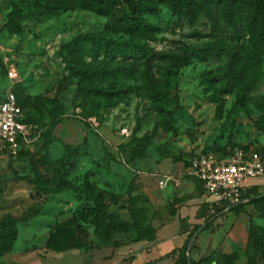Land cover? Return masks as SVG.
<instances>
[{
    "label": "rangeland",
    "instance_id": "1",
    "mask_svg": "<svg viewBox=\"0 0 264 264\" xmlns=\"http://www.w3.org/2000/svg\"><path fill=\"white\" fill-rule=\"evenodd\" d=\"M126 8L127 0H115L112 14L120 16ZM143 17L158 28L149 42L108 32L106 18L88 10L51 6L45 12L30 0H0V96L11 91L57 99L64 110L56 122L44 111L32 112L31 136L35 141L20 151L21 156H8L0 150V220L13 219L17 230L16 240L0 264H12L20 256L59 253L47 244L62 223L65 228H76L73 237L77 247L68 251L79 252L98 244L96 224L110 217L131 224L133 208L144 209L145 223L154 228L164 220L163 208L152 201L160 198L164 189L158 186L159 176L184 171L185 163L198 154L226 158L257 153L264 168V62L256 82L239 91L224 75V60L210 51L214 42L219 46L232 42L222 25L215 26L204 18L190 24L163 7L157 14ZM15 24L19 32L10 33L7 27L15 28ZM151 51H186L190 55V64L173 71L170 78L165 107L172 112V119L164 120L157 114L148 97L143 73L147 66L155 73L157 65L155 60H147ZM102 56L111 62L130 58L137 64L131 78L115 79V88L128 92L94 104L76 99L77 84L92 83L87 78L89 68L80 60ZM74 65L84 75H71L69 68ZM12 73L15 78L10 77ZM228 85L233 93L221 94ZM237 95L241 105L234 108ZM77 107L94 115L90 117L95 120L93 126L83 121L85 115ZM164 122L170 124L169 131L159 128ZM155 126L157 131L151 137ZM143 135L151 137L145 157L129 160L120 147ZM55 171L70 189L57 191L52 180ZM86 181L105 194L101 207L85 199ZM251 186L258 193L264 192V172L262 178L242 184L244 188ZM217 210L215 206L206 228L202 224L194 234H188L187 238L192 235L189 258L193 262L202 259L198 264H222L223 254L235 253V264L252 260L264 264V258L249 251L252 229L264 228V207L249 204L224 213ZM172 212L170 209L169 215ZM135 237L131 230L113 233L111 240L123 242ZM176 250L166 256L172 264Z\"/></svg>",
    "mask_w": 264,
    "mask_h": 264
},
{
    "label": "trees",
    "instance_id": "2",
    "mask_svg": "<svg viewBox=\"0 0 264 264\" xmlns=\"http://www.w3.org/2000/svg\"><path fill=\"white\" fill-rule=\"evenodd\" d=\"M34 5L44 7L45 12H49L51 6L53 9H82L91 11L97 15L106 18L105 29L116 35H124L136 38L140 41L149 42L154 39L158 28L147 22L143 15H155L160 7L165 8L173 17L183 18L188 23L193 24L200 18H204L209 23L219 26L222 25L229 33L232 42L223 43L221 46L215 43L210 51L215 53V57L224 60V75L230 84L241 91L250 88L261 74V68L264 60V0H127L126 11L120 16L112 14L115 7V0H30ZM241 26L243 32L241 31ZM8 31L18 33V25L15 24ZM103 42V40H100ZM148 62L156 61V72L160 76L156 77L147 66L143 73V79L146 81L149 100L152 102L153 110L163 117L164 120L172 119V112L165 107L167 90L170 86V78L173 71H178L182 67L190 64V55L186 51L178 54L160 53L151 51L148 56ZM82 65L89 68L87 78L92 82L79 83L76 86V99L87 100L94 104L100 99L113 100L120 95H126L128 91L115 88V79L118 77L131 78L138 66L130 58H120L111 62L106 56L97 60H80ZM74 65L69 68L73 76L80 77L83 72ZM84 75V74H83ZM227 83V84H229ZM233 89L228 85L221 90V94L229 95ZM17 104L21 108L24 121L31 124L35 121L32 112L44 111L51 122H56L64 114L63 106L57 99H44L39 96L28 97L14 93ZM241 96L237 95V100L233 107L241 105ZM222 101L218 104L220 107ZM26 109L29 111L27 112ZM76 109L79 110L77 107ZM79 113L85 115L84 120L94 117L93 114H86L79 110ZM78 114V113H77ZM86 123V122H85ZM158 126H155L151 132V137L156 133ZM163 131H169L171 126L168 122L159 124ZM149 135H143L140 138L132 137L130 142L120 147V152L129 160L143 159L146 155V149L151 139ZM203 154H207L204 152ZM211 154V153H210ZM17 156H21V152ZM192 158V157H191ZM222 159V158H219ZM176 160V159H175ZM189 160L185 163L187 167ZM36 175L38 173L36 172ZM57 191L70 189V184L65 178L55 171L52 177ZM85 199L96 203L101 207L102 201L105 200V194L98 191L93 184L87 181L84 184ZM248 199L245 204L230 208L228 211L239 209L249 204H257L264 207V192L258 193L254 187L244 193ZM221 212V209L217 210ZM216 213V212H215ZM131 224L123 222L116 217H110L103 224L95 225V235L98 244L88 246L82 251L100 250L103 247L111 246L118 248L128 243H137L143 240L152 241L155 230L151 228L146 221V211L144 209H131ZM264 218V217H262ZM205 221L204 228L208 225ZM70 225V224H68ZM200 226L195 227L194 232ZM75 227L71 225L64 227V223L57 226L55 235L48 241L47 248L54 252H64L77 247V239L74 238ZM131 230L136 232V237L123 241L115 242L111 240L113 233H128ZM147 234V235H146ZM149 236V237H148ZM190 235L184 244L179 248L178 256L174 264H198L193 262L189 255L191 248L188 246ZM17 237L15 222L11 218L0 220V257L8 253L13 246ZM251 243L249 251L253 254L264 258V228H253L251 232ZM196 239V237H195ZM189 249V250H188ZM176 252V251H175ZM186 253L188 257L186 256ZM237 255L235 253L222 255V264H235ZM246 264H256L255 261H249Z\"/></svg>",
    "mask_w": 264,
    "mask_h": 264
},
{
    "label": "crops",
    "instance_id": "3",
    "mask_svg": "<svg viewBox=\"0 0 264 264\" xmlns=\"http://www.w3.org/2000/svg\"><path fill=\"white\" fill-rule=\"evenodd\" d=\"M160 194V198L152 201L156 207L163 208L164 220L154 226L152 241L128 243L118 248L107 246L88 252L64 251L51 253L48 257L26 255L18 257L12 264H172L167 254L181 248L188 234L205 224L215 206H211V198L205 195L200 183L187 177L179 178L177 185L168 183ZM170 209L173 210L171 215ZM178 254L176 250L174 258Z\"/></svg>",
    "mask_w": 264,
    "mask_h": 264
},
{
    "label": "built area",
    "instance_id": "4",
    "mask_svg": "<svg viewBox=\"0 0 264 264\" xmlns=\"http://www.w3.org/2000/svg\"><path fill=\"white\" fill-rule=\"evenodd\" d=\"M10 77L15 78L16 75L12 73ZM83 121L93 126L95 120L88 118ZM32 129V125L24 121L14 93L8 91L0 96V150L8 156H17L35 141L31 136ZM263 172V162L257 153L247 156L239 153L222 159L207 153L190 158L184 171L160 175L157 183L163 188L168 183L177 185L181 177L194 179L200 183L205 195L211 198V206H218L224 213L248 202L244 193L253 186L244 188L242 184L262 178Z\"/></svg>",
    "mask_w": 264,
    "mask_h": 264
},
{
    "label": "water",
    "instance_id": "5",
    "mask_svg": "<svg viewBox=\"0 0 264 264\" xmlns=\"http://www.w3.org/2000/svg\"><path fill=\"white\" fill-rule=\"evenodd\" d=\"M188 246L190 247V243L188 244ZM189 250V249H188Z\"/></svg>",
    "mask_w": 264,
    "mask_h": 264
}]
</instances>
